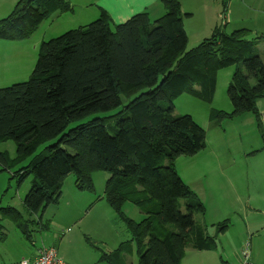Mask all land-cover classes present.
<instances>
[{
    "label": "trees",
    "instance_id": "obj_1",
    "mask_svg": "<svg viewBox=\"0 0 264 264\" xmlns=\"http://www.w3.org/2000/svg\"><path fill=\"white\" fill-rule=\"evenodd\" d=\"M160 1L165 12L155 20L142 12L112 25L101 11L93 22L41 42L28 80L0 89V143L14 142L17 162L30 158L16 175L19 182L31 179L22 201L28 220L15 208L0 207V242L7 237L3 221L9 220L33 243L32 218L39 231L49 230L43 214L59 204L67 176L73 174L75 187L84 191L91 189L95 172H105L104 198L132 235L138 264H180L186 249L215 248V240L195 220L205 208L174 166L178 157L205 148V132L190 115L175 116L173 100L188 92L211 103L217 73L234 68L226 93L232 111L211 108L209 121L249 112L259 118L264 34L216 28L187 50L180 0ZM68 8L65 0H19L0 20V40H26L49 15ZM131 96L136 97L123 104L122 98ZM0 164L5 169L13 164L7 152L0 153ZM125 203L144 218L126 217ZM120 257L119 250L102 251L100 259L120 264Z\"/></svg>",
    "mask_w": 264,
    "mask_h": 264
},
{
    "label": "rangeland",
    "instance_id": "obj_2",
    "mask_svg": "<svg viewBox=\"0 0 264 264\" xmlns=\"http://www.w3.org/2000/svg\"><path fill=\"white\" fill-rule=\"evenodd\" d=\"M65 1L69 8L63 13L49 15L28 39L19 42L0 40V89L28 80L41 42L85 26L100 16L92 5L94 0ZM180 1L189 34L187 50L197 47L204 38L202 26L213 22L223 30V15L228 18L226 33L242 28L251 32L258 28L264 30V3L262 7L259 5L264 0L256 1L257 5L252 0ZM7 10L4 6L0 8V19L11 12L10 7ZM184 10L190 11L191 19H187L189 14ZM95 14L97 17H93ZM233 70L228 68L217 73L216 91L211 103L198 100L188 92L173 100V114L190 115L205 132V148L194 156L178 157L174 166L205 208L204 214L196 215L195 220L202 223L206 234L215 240L212 250L186 249L180 264H242L245 255L250 264H264V98L256 103L259 118L249 112L220 123L209 121L211 108L226 113L232 111L226 93ZM136 96L123 97V104ZM116 111L95 113L82 122L107 117ZM48 145H42L36 154L44 152ZM3 152H7L13 164L7 169L0 164V207L15 208L28 220L22 201L30 190L31 179L19 182L16 172L26 166L30 158L17 162L16 147L11 140L0 143V153ZM162 164L166 165L167 161L163 160ZM106 176L109 175L105 172H95L91 178V189L84 191L75 187L73 174L67 176L59 204L49 206L43 214V221L50 223L49 230L39 231L32 218L29 228L33 230V243L25 240L11 221L4 220L7 237L0 242V264H17L35 248L57 244L61 255L65 254L70 264H112L100 259L102 251L111 255L118 250L120 264H138L132 235L104 198ZM179 205L184 212L183 201ZM121 210L134 222L144 218L143 213L131 203H125ZM223 226L225 228L221 229ZM67 228L71 229L70 234L63 233ZM73 234L74 238L67 241L66 237Z\"/></svg>",
    "mask_w": 264,
    "mask_h": 264
},
{
    "label": "crops",
    "instance_id": "obj_3",
    "mask_svg": "<svg viewBox=\"0 0 264 264\" xmlns=\"http://www.w3.org/2000/svg\"><path fill=\"white\" fill-rule=\"evenodd\" d=\"M18 1L19 0H9L7 2L5 0H0V8H2V6H4L5 11H8L7 8L10 7V9H11L10 11H12V9L14 8L15 4ZM245 1L246 0H244V2ZM252 1H253L254 5L258 4V3H255L258 0H252ZM160 2H161L160 0H94L92 5H94V7L96 8V10L98 11L99 14H100L101 11H104L105 13H107L109 18H110V21H113L115 23V24H112V22H111V24L112 25H116V23L117 24L123 23L126 20H128L131 16H133L135 14H138V13H142V12H147L149 14V17L151 18V20L152 19L155 20V19L161 17L164 14L165 9H164L163 5ZM262 3H264V2L261 1V3L259 4L261 7H262ZM180 6H181V4H180ZM205 8H207V7H205ZM184 11H186L185 12L186 14H189L187 19L188 20L191 19L190 11H188V10H184ZM206 11L207 10L204 9V12H206ZM93 17H97V14H95ZM184 19H183V27L185 29L187 37H189L188 31H187V25H186ZM226 20H228L227 17H226ZM226 20L225 21H221L222 24L225 23L224 25H222L224 27V29H223L224 32H225L226 25H227ZM217 26H218L217 23L214 24L213 22H211V23H209V24H207L205 26H202L203 28H201V30H202V32L205 33L204 34V38L202 40L210 37L213 34V32L215 31L216 28H219V29L221 28V27H217ZM204 28L206 30L203 31ZM255 31L256 32L252 31V33L253 34L263 33L264 34V30L262 28H258V30H255ZM192 35L194 36L193 32H192ZM261 46H263V45H261ZM260 102H259V104H260ZM105 179H108V176H106ZM200 224L202 225V223H200ZM70 232H71V229L67 228V230H65L63 233L64 234H70ZM74 236H75V234L68 235L66 237V240L67 241H71L74 238ZM60 240H62V239H60ZM62 241H64V240H62ZM62 241H60V247H61ZM51 247H55L57 249L58 254L61 257V259H62L64 264H70V261H69V259H67L66 255L65 254L63 256L61 255V251L58 250V244H57V246L52 245ZM34 253H35V250L27 258L32 257L34 255ZM21 260H18L17 264H19V262Z\"/></svg>",
    "mask_w": 264,
    "mask_h": 264
},
{
    "label": "built area",
    "instance_id": "obj_4",
    "mask_svg": "<svg viewBox=\"0 0 264 264\" xmlns=\"http://www.w3.org/2000/svg\"><path fill=\"white\" fill-rule=\"evenodd\" d=\"M226 16H222L221 21H225ZM248 256H244V262L242 264H250L248 262ZM19 264H64L58 251L55 247L41 246L35 248V253L32 257L22 259Z\"/></svg>",
    "mask_w": 264,
    "mask_h": 264
}]
</instances>
